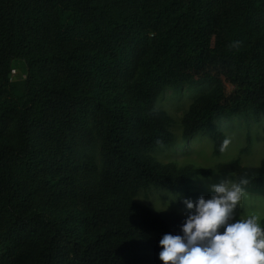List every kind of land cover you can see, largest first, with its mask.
<instances>
[{
	"label": "trees",
	"instance_id": "16d2710c",
	"mask_svg": "<svg viewBox=\"0 0 264 264\" xmlns=\"http://www.w3.org/2000/svg\"><path fill=\"white\" fill-rule=\"evenodd\" d=\"M183 84L208 87L182 117L183 141L221 119L259 118L264 0H0V264H162L158 237L184 219L139 205L142 191L194 201L193 181L243 176L264 199V158L214 168L154 158L175 141L156 101ZM224 141L214 132V156Z\"/></svg>",
	"mask_w": 264,
	"mask_h": 264
},
{
	"label": "rangeland",
	"instance_id": "374dc122",
	"mask_svg": "<svg viewBox=\"0 0 264 264\" xmlns=\"http://www.w3.org/2000/svg\"><path fill=\"white\" fill-rule=\"evenodd\" d=\"M25 66L21 61L19 66L12 67L10 73V83L16 97L23 93ZM207 86H197L183 84L176 89L167 88L156 101L155 107L165 112L171 119V131L174 135V142L154 154V158L160 164H173L177 168L184 166L214 168L219 163H226L238 160L242 166H256L264 158V111L258 119L250 116H236L215 121L204 132L196 134L187 141L181 139V120L184 113L189 108L192 99L201 91H206ZM220 131L228 145L219 156L212 154V137L214 132ZM249 138L250 145H246ZM90 157L94 164L100 166V154L98 149L90 151ZM225 176L214 175L207 180H197L191 183V192H196L200 196L208 197V186L217 183ZM229 180L230 177L226 176ZM232 181V180H231ZM176 196L175 202H170L171 196ZM199 196V197H200ZM184 198L180 194L169 193L161 188H149L140 193L136 198V203L148 208L153 212H176L184 219ZM197 200V199H196ZM194 200L193 202H195ZM169 206L166 210L157 211L162 207ZM250 214H256L264 218V199L258 195L244 194L240 205L236 209L235 219H242ZM159 239L161 237H158Z\"/></svg>",
	"mask_w": 264,
	"mask_h": 264
},
{
	"label": "clouds",
	"instance_id": "9594fccd",
	"mask_svg": "<svg viewBox=\"0 0 264 264\" xmlns=\"http://www.w3.org/2000/svg\"><path fill=\"white\" fill-rule=\"evenodd\" d=\"M225 140L220 148L228 145ZM249 183L226 176L208 186L209 196L195 202L185 198L184 221L178 234L165 233L158 241L162 264H264V227L256 214L235 219ZM176 196L170 197L175 202ZM157 209L166 210L169 206Z\"/></svg>",
	"mask_w": 264,
	"mask_h": 264
},
{
	"label": "water",
	"instance_id": "95a60500",
	"mask_svg": "<svg viewBox=\"0 0 264 264\" xmlns=\"http://www.w3.org/2000/svg\"><path fill=\"white\" fill-rule=\"evenodd\" d=\"M10 77V76H9Z\"/></svg>",
	"mask_w": 264,
	"mask_h": 264
}]
</instances>
